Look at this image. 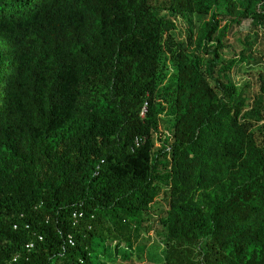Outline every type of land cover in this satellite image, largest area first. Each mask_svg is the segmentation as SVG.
<instances>
[{
    "label": "trees",
    "instance_id": "16d2710c",
    "mask_svg": "<svg viewBox=\"0 0 264 264\" xmlns=\"http://www.w3.org/2000/svg\"><path fill=\"white\" fill-rule=\"evenodd\" d=\"M261 46L264 0H0V264H264Z\"/></svg>",
    "mask_w": 264,
    "mask_h": 264
},
{
    "label": "rangeland",
    "instance_id": "374dc122",
    "mask_svg": "<svg viewBox=\"0 0 264 264\" xmlns=\"http://www.w3.org/2000/svg\"><path fill=\"white\" fill-rule=\"evenodd\" d=\"M252 26L249 21H245L241 26L235 28L231 34L228 37V47L225 50V57H238L240 51L245 47L244 45V39L245 37L252 33ZM261 43L263 44V40H261ZM261 44V45H262ZM262 47V46H261ZM261 49H264L262 47ZM262 54L264 55V50H262ZM257 73L253 72V74ZM249 76H246V73H243L239 71L238 73H235L233 75L234 80L237 83L242 82L244 79L248 78ZM162 130H166L165 127L168 124V119L162 120ZM157 145H160V142L157 143ZM167 207V204L164 200L156 201V203L152 206L151 212L153 214L154 220H157V216H161L163 214L164 209ZM158 231H161L158 224H156V227L154 230L150 231L148 235H146L142 241H141V250L144 252V261L140 262L136 257H133L131 262H125V261H119L120 255H123L125 252H121L118 256V254L115 253V251L112 249L111 253L109 254V257L111 261H113L114 264H145L148 262L153 261V259H160L162 257V252L159 247L158 238L159 235L157 234Z\"/></svg>",
    "mask_w": 264,
    "mask_h": 264
},
{
    "label": "built area",
    "instance_id": "2783aa9c",
    "mask_svg": "<svg viewBox=\"0 0 264 264\" xmlns=\"http://www.w3.org/2000/svg\"><path fill=\"white\" fill-rule=\"evenodd\" d=\"M139 143H140V141L137 140V144H138V145H139ZM70 242H71L72 244L74 243L72 239L70 240ZM33 246H34V244L31 243V244H29L27 247H28L29 249H31V248H33Z\"/></svg>",
    "mask_w": 264,
    "mask_h": 264
}]
</instances>
